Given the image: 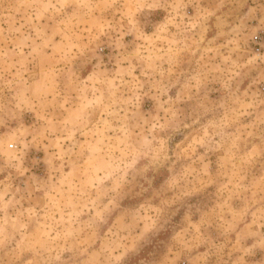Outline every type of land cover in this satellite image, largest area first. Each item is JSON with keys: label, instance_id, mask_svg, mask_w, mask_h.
<instances>
[{"label": "clouds", "instance_id": "1", "mask_svg": "<svg viewBox=\"0 0 264 264\" xmlns=\"http://www.w3.org/2000/svg\"><path fill=\"white\" fill-rule=\"evenodd\" d=\"M152 9L157 27L118 51L115 73L81 79L53 63L47 80L13 77L42 118L0 138V172H14L32 144L46 146L50 169L42 185L28 180L0 201V264H117V232L103 236L104 218L129 189L153 208L143 238L123 239L128 257L170 231L147 264H264V51L249 46L264 32V0H0V12L20 14L18 27L0 28V75L29 57L47 68L40 42L61 35L71 52L98 15L133 30L128 13ZM145 95L158 101L151 115L138 107ZM14 111L0 105V123ZM35 193L43 207L13 211ZM208 193L214 202L198 204ZM186 209L190 221L177 226Z\"/></svg>", "mask_w": 264, "mask_h": 264}, {"label": "rangeland", "instance_id": "2", "mask_svg": "<svg viewBox=\"0 0 264 264\" xmlns=\"http://www.w3.org/2000/svg\"><path fill=\"white\" fill-rule=\"evenodd\" d=\"M160 11L152 9L128 13L133 30L122 31H115L110 27V13L105 12L98 15L93 22V26L86 25L81 29L76 49L71 52L68 51L70 45L64 43L61 35L51 37L50 42L48 40L41 41L48 62L47 68L41 67V61L29 57L23 62L22 70L13 69L6 77L0 75V105L15 109L7 122L0 123V138L17 131L22 134L30 133L34 131L37 121L42 118L31 103L24 100L22 96H18L13 81L14 76L18 78L22 75L25 80L30 82H35L41 77L47 80L55 71L51 66L53 63L57 65L67 64L75 69V74L81 79H89L101 71L115 73L119 71L118 51L121 48L131 49L136 47L140 34H150V31L157 27ZM19 16L20 14L15 10L0 12V28L7 30L10 26L18 27L19 25L14 24V21L18 20ZM133 16H135L134 20L131 19ZM40 23L43 24L44 21L41 20ZM32 34L30 33V35ZM261 44H264V32L257 33L256 38L253 42H250L249 46L253 51H264L260 48ZM29 51L28 48L24 49L26 57ZM212 87L215 88L216 86ZM220 95L222 98V91H220ZM218 97V92L213 91L210 93V98L218 99ZM157 104L158 101L152 96L145 95L140 98L138 107L143 113L151 115L156 110ZM182 143L183 140L177 141L174 148H180ZM21 157L14 172H0V201L5 199V192L13 194V198H16V193H21L22 190L28 187V180H31L33 186L44 183V177L50 169L49 153L46 146L40 144L25 146ZM65 171L68 170L65 169ZM158 175L160 174L154 173L153 176L145 178L149 187L158 178ZM143 191H147V188ZM155 192L156 189H153V194ZM151 199L152 197H142L140 192L133 193L129 189L122 193L117 201L116 207L119 211L104 218L103 236L111 237L113 232H117V235L110 240L112 244L121 249L114 257L117 264H120L123 260H125L124 264H140L141 260L147 264L153 258H158L159 254L164 251V245L171 236L170 231H162L153 240L148 241L146 246L136 255L128 257V252L123 250L124 238H127L130 245L134 247L132 241L143 238L141 233L146 234V229H149L145 221L149 219V210L153 208ZM209 201L214 202V193L203 196L198 204L208 203ZM36 205L43 207V195L41 193L33 194L31 199L22 200L19 205L13 208V211L18 208L25 214L30 209L35 212L37 210ZM141 211H143V216L140 214ZM177 213H179V209H177ZM82 219L86 220L87 215L83 216ZM190 219L191 213L187 209L175 218L177 226L183 225ZM137 227H139L140 233L135 231Z\"/></svg>", "mask_w": 264, "mask_h": 264}]
</instances>
